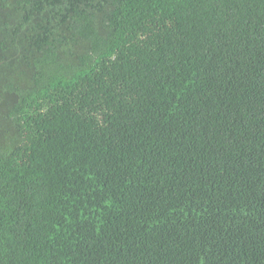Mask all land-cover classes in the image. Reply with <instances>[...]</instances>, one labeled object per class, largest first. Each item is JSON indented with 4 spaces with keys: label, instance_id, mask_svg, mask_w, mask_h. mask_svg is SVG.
I'll list each match as a JSON object with an SVG mask.
<instances>
[{
    "label": "trees",
    "instance_id": "16d2710c",
    "mask_svg": "<svg viewBox=\"0 0 264 264\" xmlns=\"http://www.w3.org/2000/svg\"><path fill=\"white\" fill-rule=\"evenodd\" d=\"M0 264H264V0H0Z\"/></svg>",
    "mask_w": 264,
    "mask_h": 264
}]
</instances>
